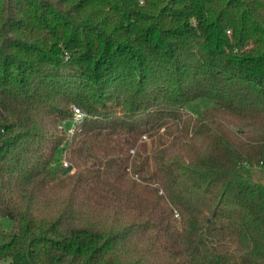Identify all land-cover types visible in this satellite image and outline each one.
<instances>
[{"label": "trees", "instance_id": "16d2710c", "mask_svg": "<svg viewBox=\"0 0 264 264\" xmlns=\"http://www.w3.org/2000/svg\"><path fill=\"white\" fill-rule=\"evenodd\" d=\"M258 166L264 0H0V264H264Z\"/></svg>", "mask_w": 264, "mask_h": 264}, {"label": "rangeland", "instance_id": "374dc122", "mask_svg": "<svg viewBox=\"0 0 264 264\" xmlns=\"http://www.w3.org/2000/svg\"><path fill=\"white\" fill-rule=\"evenodd\" d=\"M213 106H215V102L212 99L202 97V98H196V99L189 101L186 104L185 109L190 114L194 116H198L201 114L202 111L208 108H211ZM74 126L75 125L72 119L64 123L63 127L68 137L69 135L71 136L73 135V133H75L76 129L73 132H70V129H72V127ZM55 160H56L55 162L57 163L63 162L64 164V162H66L65 152L62 147L57 151ZM251 176L255 182H258L264 186V167L258 166L252 169ZM0 222L5 229L7 230L10 229L11 222L8 219L0 217ZM3 264H10V261L9 260L4 261Z\"/></svg>", "mask_w": 264, "mask_h": 264}, {"label": "built area", "instance_id": "2783aa9c", "mask_svg": "<svg viewBox=\"0 0 264 264\" xmlns=\"http://www.w3.org/2000/svg\"><path fill=\"white\" fill-rule=\"evenodd\" d=\"M87 117H88L87 113L83 111L81 108L73 107L72 120L75 126L72 127V129H70V132H73L77 128L78 125H80L83 121H85ZM64 166L68 167V163L64 162Z\"/></svg>", "mask_w": 264, "mask_h": 264}, {"label": "water", "instance_id": "95a60500", "mask_svg": "<svg viewBox=\"0 0 264 264\" xmlns=\"http://www.w3.org/2000/svg\"><path fill=\"white\" fill-rule=\"evenodd\" d=\"M72 171V167H67L66 169H65V171H64V174H67V173H69V172H71Z\"/></svg>", "mask_w": 264, "mask_h": 264}]
</instances>
